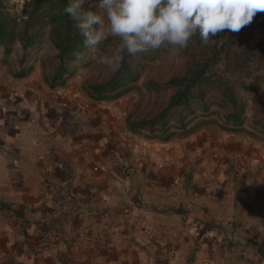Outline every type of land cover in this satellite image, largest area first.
<instances>
[{
    "label": "crops",
    "instance_id": "1",
    "mask_svg": "<svg viewBox=\"0 0 264 264\" xmlns=\"http://www.w3.org/2000/svg\"><path fill=\"white\" fill-rule=\"evenodd\" d=\"M35 85L0 98V264H264L259 139L162 143L121 99Z\"/></svg>",
    "mask_w": 264,
    "mask_h": 264
},
{
    "label": "trees",
    "instance_id": "2",
    "mask_svg": "<svg viewBox=\"0 0 264 264\" xmlns=\"http://www.w3.org/2000/svg\"><path fill=\"white\" fill-rule=\"evenodd\" d=\"M6 1L0 0V50L7 54L18 45L26 53L44 41L51 43L56 50V63L46 84L50 89L64 88L77 72L78 62L90 52L83 45L84 37L75 27V21L63 11L68 0H27L22 18L6 10ZM96 3L97 0H89L85 8L96 11ZM262 26L264 10H259L238 32L225 30L210 36L207 42H203L198 33L192 36L187 47L171 58L181 66L177 74L164 83L152 80L144 83L149 91L170 90L166 104L138 121L130 122L126 118L129 133L166 143L216 127L227 134L258 138L256 133L242 127L245 101L241 93L246 89L247 92L261 90L244 84L253 81L244 71L252 61V50L257 52L260 48L254 44L250 46L257 27ZM113 38L118 46L119 37ZM162 52L171 54L167 46L134 55L125 52L120 66L105 80L89 84L88 98L95 103L115 102L139 90L137 81L142 69L146 63L159 59ZM259 57L255 75L264 73L262 51ZM25 75L26 72H22L17 77ZM254 79L260 80L257 76ZM255 124L264 134V114Z\"/></svg>",
    "mask_w": 264,
    "mask_h": 264
},
{
    "label": "clouds",
    "instance_id": "3",
    "mask_svg": "<svg viewBox=\"0 0 264 264\" xmlns=\"http://www.w3.org/2000/svg\"><path fill=\"white\" fill-rule=\"evenodd\" d=\"M89 0H68L63 11L93 51L105 40L119 37L111 55L99 63L116 69L123 54L134 55L167 46L175 55L199 34L203 42L217 33L238 32L248 25L264 0H97V11L85 8Z\"/></svg>",
    "mask_w": 264,
    "mask_h": 264
},
{
    "label": "rangeland",
    "instance_id": "4",
    "mask_svg": "<svg viewBox=\"0 0 264 264\" xmlns=\"http://www.w3.org/2000/svg\"><path fill=\"white\" fill-rule=\"evenodd\" d=\"M27 0H8L5 2L6 10L15 17L22 18V10L25 7ZM97 11V9H96ZM251 40L254 45H258L257 52L252 50V61H249L247 69L244 73L252 78V82H246V85H252L254 88H260V92H247V89L241 93L245 101V111L242 115V127L249 130L251 133H256L260 143L264 144V134H262L255 122H259L264 114V73L255 75L257 71V64L260 62L259 54L261 51L264 53V27H257L255 34ZM254 44V45H253ZM114 38L109 36L107 40L100 44L95 51L90 49L86 57L78 62L77 72L73 77L68 79L66 86L70 87L72 91H76L81 96L87 98V88L89 84L95 82H102L106 79L115 69L112 67L99 63V58L105 54L111 55L116 49ZM261 50V51H260ZM0 50V98H10L19 96L22 98L25 90L40 93L41 90L35 89L36 83H43L46 87V78L51 73L56 60V50L51 43L44 41L37 45L35 48L30 49L24 53L18 45H16L9 53L5 54ZM175 55H167L162 52L159 59L154 62H148L141 71L140 79L137 81L139 90L134 91L123 97V108L126 111L128 121H138L145 118L148 114L162 108L169 96L170 90L154 92L145 88L144 83L148 81H156L164 83L170 79L171 76L177 74L180 65L172 61ZM20 60H25L20 63ZM259 70H262L259 69ZM26 72L24 77H17V74ZM255 76L260 80H255ZM36 82V83H35ZM31 84L32 88L18 89L19 87H26ZM29 84V85H30ZM45 92H49L50 88L47 86ZM52 91H55L53 89ZM11 107V105H8ZM213 130L218 129L216 127ZM260 131V132H258ZM145 134V131L143 132ZM262 134V135H261ZM245 134H240V137L245 138ZM259 143V144H260Z\"/></svg>",
    "mask_w": 264,
    "mask_h": 264
}]
</instances>
